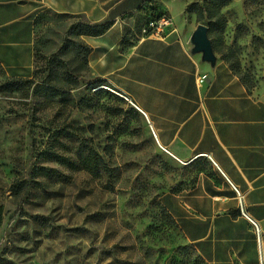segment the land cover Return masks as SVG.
Listing matches in <instances>:
<instances>
[{
	"label": "rangeland",
	"instance_id": "rangeland-1",
	"mask_svg": "<svg viewBox=\"0 0 264 264\" xmlns=\"http://www.w3.org/2000/svg\"><path fill=\"white\" fill-rule=\"evenodd\" d=\"M163 1L151 0L168 13ZM167 1L264 100V0ZM85 25L45 13L31 75L0 68V264H207L163 198L217 183L214 171L161 147L129 98L92 76Z\"/></svg>",
	"mask_w": 264,
	"mask_h": 264
},
{
	"label": "crops",
	"instance_id": "crops-1",
	"mask_svg": "<svg viewBox=\"0 0 264 264\" xmlns=\"http://www.w3.org/2000/svg\"><path fill=\"white\" fill-rule=\"evenodd\" d=\"M144 2L0 0V68L10 77L31 75L37 23L47 12L109 24L83 37L92 76L129 98L161 147L180 160L205 158L218 180L188 195L165 194L183 237L207 264H264V100L227 64L211 66L191 53L190 33L167 0L176 32L145 36ZM199 73L207 74L202 84Z\"/></svg>",
	"mask_w": 264,
	"mask_h": 264
},
{
	"label": "built area",
	"instance_id": "built-area-1",
	"mask_svg": "<svg viewBox=\"0 0 264 264\" xmlns=\"http://www.w3.org/2000/svg\"><path fill=\"white\" fill-rule=\"evenodd\" d=\"M175 32L176 26L169 15H163L159 19L149 20L143 27V34L145 36L160 40L166 39ZM206 78V73H199L197 74L196 80L199 84H202Z\"/></svg>",
	"mask_w": 264,
	"mask_h": 264
},
{
	"label": "trees",
	"instance_id": "trees-1",
	"mask_svg": "<svg viewBox=\"0 0 264 264\" xmlns=\"http://www.w3.org/2000/svg\"><path fill=\"white\" fill-rule=\"evenodd\" d=\"M223 1H224L223 4H225L227 0H223ZM197 7H198V5L195 4V3H193V4H191V5H189L187 7V10L190 11V12H194L195 11L197 13V11H196V8ZM203 8H205V7L203 6ZM139 9H140V11H142L143 13L146 14V17H148L146 23L149 20H152V19H154V20L155 19H159L163 15H169L167 12L159 11V8L157 6H153V3L151 2V0H145V2L143 3V5ZM199 15H200V13H199ZM83 22H85V21H83ZM85 24H86L85 25L86 26L85 27L86 30L84 32L85 35H99V34L103 33L109 27V24H104V25H89L86 22H85ZM18 187L19 186L15 187V190H17ZM1 213H2V208L0 207V220H1Z\"/></svg>",
	"mask_w": 264,
	"mask_h": 264
},
{
	"label": "water",
	"instance_id": "water-1",
	"mask_svg": "<svg viewBox=\"0 0 264 264\" xmlns=\"http://www.w3.org/2000/svg\"><path fill=\"white\" fill-rule=\"evenodd\" d=\"M191 53H200L201 59L209 63L211 66L215 65L216 57L213 53L211 42L207 35V27L203 24H198L190 37Z\"/></svg>",
	"mask_w": 264,
	"mask_h": 264
}]
</instances>
